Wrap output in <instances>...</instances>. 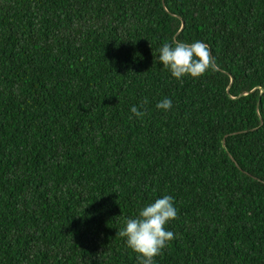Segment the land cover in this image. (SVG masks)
<instances>
[{
  "label": "trees",
  "instance_id": "obj_1",
  "mask_svg": "<svg viewBox=\"0 0 264 264\" xmlns=\"http://www.w3.org/2000/svg\"><path fill=\"white\" fill-rule=\"evenodd\" d=\"M196 40L198 78L154 60ZM262 90L264 0H0V264H140L117 233L166 194L155 264H264Z\"/></svg>",
  "mask_w": 264,
  "mask_h": 264
},
{
  "label": "clouds",
  "instance_id": "obj_2",
  "mask_svg": "<svg viewBox=\"0 0 264 264\" xmlns=\"http://www.w3.org/2000/svg\"><path fill=\"white\" fill-rule=\"evenodd\" d=\"M157 53L154 60L178 81L184 77L198 78L215 67L209 46L201 40L191 43L165 42L157 49ZM172 106L173 101L169 97L156 104V108L164 112L171 110ZM142 107L134 105L130 112L135 117H143L145 112L141 110ZM177 215L174 197L166 194L144 203L135 216L125 218L117 234L137 254L140 264H155V258L175 238L166 225L175 220Z\"/></svg>",
  "mask_w": 264,
  "mask_h": 264
},
{
  "label": "water",
  "instance_id": "obj_3",
  "mask_svg": "<svg viewBox=\"0 0 264 264\" xmlns=\"http://www.w3.org/2000/svg\"><path fill=\"white\" fill-rule=\"evenodd\" d=\"M255 91V90H254ZM262 93H264V90H262ZM259 104H260V102H259ZM225 143V142H224Z\"/></svg>",
  "mask_w": 264,
  "mask_h": 264
}]
</instances>
